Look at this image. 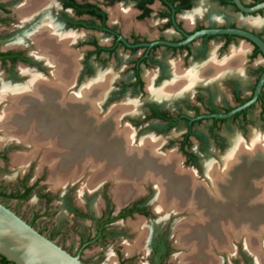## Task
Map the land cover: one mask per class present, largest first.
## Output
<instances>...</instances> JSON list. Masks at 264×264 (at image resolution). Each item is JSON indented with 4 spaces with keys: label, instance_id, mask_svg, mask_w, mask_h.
<instances>
[{
    "label": "flooded vegetation",
    "instance_id": "1",
    "mask_svg": "<svg viewBox=\"0 0 264 264\" xmlns=\"http://www.w3.org/2000/svg\"><path fill=\"white\" fill-rule=\"evenodd\" d=\"M28 1L34 0H0V26L5 29L0 33V88L5 85L16 90L23 89L34 75L45 81L53 78V64H48L45 58L38 55L37 44L33 39L38 31L47 28L48 32L54 34L52 42L59 45L60 38L65 40L66 48L75 58V74L71 86L72 90L78 86L79 90L76 91L79 93L69 96L65 94V102L73 99V107L77 104L82 107L84 102H88L89 108H93L101 119L114 111L116 128L122 129L121 131L124 128L129 129L134 144L141 140L153 139L157 142L158 153H175L179 156L180 166L192 172L198 183L206 185L205 188L211 185L210 176L213 175V170L216 175L221 174L227 154L232 151L235 139L227 140L222 134L229 125L235 124L245 132L249 122L248 114L254 108L257 109L261 126H264V81L251 105L226 118L213 117L224 115L251 98L258 77L264 69V60L258 50L255 52V46L240 37L225 34L202 35L184 45H178L187 36L201 30L242 29L264 40L260 33L240 24V17L260 16L264 10L246 15L240 13L233 0H43L35 12L22 21L19 11ZM238 2L244 7H252L264 0ZM238 40L247 43L251 48L246 63L249 64L256 56L263 62V65L255 68L247 67L248 72L252 74L251 81L240 78V71L245 66L244 60H240V53L235 54L228 50V46L232 44L233 47ZM118 52L127 56L123 68L129 76L125 81H110L101 70L109 67L111 60H118ZM144 70L154 71L153 78L143 79L141 72ZM183 74L187 75L183 76L184 80H188L187 86L182 90L178 82L182 80ZM102 79L104 87L108 88L100 97L99 92L103 87L91 93V86L97 85ZM148 87L156 95L149 94ZM177 88V96H174L176 92L173 95L167 94V91ZM82 90L84 91L81 92ZM125 91L148 97L142 104L143 110H125V100L109 106L106 110L99 109L102 101L106 105L116 97L120 98ZM159 92L164 94L160 96L157 94ZM76 95L80 100L75 98ZM123 118H126L128 123L120 126ZM90 122L92 124L93 121ZM248 134V139H240V143L249 144L255 133L252 130ZM192 144L196 145L198 151L208 148L209 153H221L224 147L227 149L222 152L221 157L206 162L199 160V156L191 150ZM241 161L237 167L240 168L241 165L247 173V187L250 188L246 195H250L251 203L254 204L258 201V195L264 198V191L259 194L251 184L254 174L252 167L250 170L248 168L253 165L254 160ZM210 168L213 170H209ZM260 180L259 184L264 188V178ZM102 185H106L104 188L108 189L112 205H109L106 191L101 192L97 198L102 206L96 210L87 199L80 205L75 203L68 191L61 194L63 209L70 219V224L66 226H71L76 233V238L70 245L62 246L54 241L59 236L58 226L48 233H43L35 227V221L42 217L45 210L34 211L30 220H24L14 214L62 251L76 257L82 264H90L83 258V252L87 248L101 246L118 235L135 237L136 241L139 232L132 225L137 222L142 225L146 222L149 225L145 230L143 228L140 249L145 251L148 264H165L166 258L174 248L168 233L172 224L183 218L174 219L169 226V218L166 217L184 214L188 218L191 214L184 210L164 215L155 210L154 200L157 192L151 181L142 182L140 191L120 204L115 201L112 193L113 182L105 180ZM36 188V181L27 184L23 179L19 183V190L8 193L0 190V196L8 199L5 196L12 195L9 199L21 201ZM84 190L87 197L96 193L95 189L89 192ZM40 193L39 197L43 200L45 208L50 205L54 196L51 193ZM252 204L246 208L253 209ZM2 206L11 211L6 205ZM262 208L259 222L264 221V206ZM153 218L156 220L152 222ZM134 219L136 222H133ZM81 223L89 227L87 232L75 229L77 224ZM154 223L159 227L157 231H154ZM253 235L255 238L249 239L251 241L248 242L240 238L246 247L248 243L253 245L261 242L262 238L259 240V237H263L264 233L258 235L256 232ZM175 246L177 247L176 242ZM124 250L123 256H128L131 252L137 253H125ZM113 257L117 264L127 262L123 261L120 251L115 252ZM2 258L0 256V264H12L3 258L7 262L5 263ZM249 258L244 254L243 264H250Z\"/></svg>",
    "mask_w": 264,
    "mask_h": 264
},
{
    "label": "bare ground",
    "instance_id": "2",
    "mask_svg": "<svg viewBox=\"0 0 264 264\" xmlns=\"http://www.w3.org/2000/svg\"><path fill=\"white\" fill-rule=\"evenodd\" d=\"M36 1H28L19 11L22 21L35 12L43 0ZM36 34L33 39L38 55L45 58L48 64H53L54 76L45 81L34 75L19 90L1 86L2 141L14 139L23 142L34 152L42 146L46 147L41 161L51 168L49 181L55 187L82 177L85 171L89 172L84 182L88 190L97 187L100 182L111 180L112 193L118 204L139 192L142 182L151 181L157 192L155 210L172 213L185 210L191 214L175 227L178 246L191 252L187 257L180 258L183 264H216L209 249L212 244L221 251H229L231 239L242 237L248 242L253 240V234L250 236L249 233H264V221L259 222L261 207L264 206L261 200L264 198L258 195V201L251 203L252 198L246 195L250 188L247 187V173L241 165L237 167L241 159L254 160L248 168L252 167L254 174L251 184L259 194L264 191L259 184L264 178V138L253 134L247 146L234 141L232 151L223 163L225 170L216 175L210 168L213 170L211 185L205 188L206 185L198 183L192 172L180 166L175 153H158L157 142L153 139L134 144L129 129L121 131L116 128L114 111L101 119L93 108H89L88 102H84L82 107L78 104L73 107V99L65 102V92L71 87L75 74V58L66 48L65 40L60 38L62 42L59 41V45L52 42L54 34L47 28ZM103 84L100 80L97 85H92L91 93L98 91ZM148 92L156 95L149 87ZM157 94L162 96L164 93ZM75 98L80 100L77 95ZM90 121H93L92 124ZM25 157L14 155L12 160L21 165ZM251 204L253 209L248 210L246 207ZM142 226L139 223L133 226L139 232L136 240L138 249L142 246ZM255 246H250L252 252L258 250Z\"/></svg>",
    "mask_w": 264,
    "mask_h": 264
},
{
    "label": "rangeland",
    "instance_id": "3",
    "mask_svg": "<svg viewBox=\"0 0 264 264\" xmlns=\"http://www.w3.org/2000/svg\"><path fill=\"white\" fill-rule=\"evenodd\" d=\"M240 24L243 26H246L249 29L254 30L257 33H260L262 35V38L264 39V11L262 15H254L253 17H240ZM5 29H3L2 26H0V33L4 32ZM228 50L230 52L240 53V60H244L245 66L243 67V70L240 71V78L248 79L249 81L252 80V74L248 72L247 67L251 66L253 68L258 67L259 65H263V62L259 58V56H256L253 60L249 61V64L247 62V55L250 52L251 48L250 46L243 42V41H237V43L234 44L232 47V44L228 46ZM244 56V59H243ZM127 56L124 53L118 52V60H111L112 62H109V67L102 68L101 73H104L107 78L112 81L115 80L116 82L125 81L127 77L129 76V73L123 68V66L126 64ZM111 67V68H110ZM154 71L152 70H144L141 72V76H143V79L145 77H149L150 79L153 78ZM183 76H187L186 74L181 75V79L184 80ZM180 81L178 83L181 84L182 90L187 86V78H185L184 81ZM104 81L103 79L101 80ZM248 81V82H249ZM184 87H183V86ZM100 88L103 87L99 95L100 97L103 96L105 93V90L108 88L107 86L104 87V84L99 86ZM113 89V87H111ZM78 86L72 90V86L66 91L65 94L72 95L79 93L77 91ZM179 89L176 90H169L167 91V94L173 95V93L176 92L174 96H177L179 94ZM178 91V92H177ZM181 91V89H180ZM178 93V94H177ZM148 98L146 95L140 96L137 92H129L125 91L120 98H117L106 105H104L103 101L101 104L100 110H106L109 106L115 105L120 103L122 100H125L126 107L125 110H143L142 104L143 102ZM229 99V97H228ZM230 103L231 101L228 100ZM125 104V103H124ZM99 109H96L99 111ZM249 122L246 125L245 132H243L242 129H240L235 124H230L229 128L224 131L222 134L224 137H226L227 140H236L237 143L240 144L241 141H245L246 138L248 139L249 132H253L258 136L264 138V126H261L258 115H257V109H251V111L248 114ZM126 118H123L119 125H125L127 124ZM141 135V134H140ZM245 136V137H244ZM4 135L0 132V154H2V157L0 158V190L2 192H16L19 190V183L21 180L25 179L27 181V184H31L33 182H37V188L35 190H32L30 194L21 201H16L14 199H7L3 196H0V204L6 205L11 209V212L14 214H17L18 216L22 217L24 220H30L32 213L34 211H42L43 215L41 218L37 219L35 221V227L39 230H41L43 233H48L52 228L55 226H58L59 228V236H57L54 241H57L59 245H70L71 242H73L76 238V233L74 229L72 230V227H67V224H70V219L65 214V211L62 206V202L60 200L61 194L65 191L69 192V196L75 201V203L80 204L84 200H88L90 205L93 207L94 210H96L98 207L102 206L99 204L98 194H101V192H105L108 195V202L109 205H112L111 198L109 196V193L107 192L108 189L104 188L106 185H102V183L98 184V187H94L88 190V188L84 187V182L87 179V176L89 175L88 171H85V174L82 175L83 178H76L73 181H69L65 183L64 185L54 186L53 183L49 181L50 178V167L48 164L44 161H41L44 153L47 151L44 146H42L39 151L34 152L33 148L30 146H27L23 142H18L14 139H9V141H2ZM234 140V141H235ZM233 141V142H234ZM3 142V143H2ZM19 143L23 144L20 145ZM244 144V143H242ZM250 144V142H249ZM245 145V144H244ZM248 145V144H247ZM246 145V146H247ZM172 147H170L171 149ZM227 148H223V151H225ZM191 150H193L198 156L199 160H205L206 162L209 160H216L217 158L222 156L221 153H217L214 151L213 153H209L208 148L204 149L202 151H198L195 144L191 145ZM14 155H23L26 156V160L21 165L15 164L12 160V157ZM179 157V156H178ZM42 162V163H41ZM212 169V168H211ZM225 170V168H223ZM264 184V182H263ZM82 185V186H81ZM101 185V186H99ZM84 189H87V192L96 190V193H93L90 195V197H87L84 193ZM39 192L41 193H51L54 198L51 201L50 205L44 208L43 200L39 197ZM40 193V194H41ZM10 211V210H9ZM160 212V211H159ZM162 212V211H161ZM164 215H166L169 212H162ZM172 213V211H171ZM174 213V212H173ZM186 215L180 214L176 216H170L166 217L169 218L167 224L170 226L174 219H177L178 217L182 218V220L186 219ZM190 215H188L189 217ZM162 217V215H161ZM185 217V218H184ZM179 218V219H180ZM156 218L151 219V221H155ZM175 222L172 224V229L169 231L168 235L170 237L171 243L173 244L174 248L169 253L168 257L165 260V264H183L182 261H180L181 257H187L190 253L189 251L184 248L178 246V238H177V231L176 226L177 223L180 221ZM133 222H136L134 219ZM138 223V222H137ZM136 224V223H135ZM134 224V225H135ZM132 225V226H134ZM144 230L146 227H148V223L144 222L142 224ZM154 225V231L158 230V225L156 223ZM167 225V228H168ZM123 226H125L123 224ZM134 228V227H133ZM142 228V229H143ZM166 228V227H165ZM76 230H80L81 232H87L89 227L83 223L80 225L77 224L75 227ZM135 229V228H134ZM144 233V231H143ZM251 234L254 233H249ZM253 235L252 237H254ZM143 237V235H142ZM139 238V236H138ZM262 240L259 243H256L255 248H257L259 252H252L253 250H250L252 247H250V243H248L247 247L242 243L241 239H231L229 244V251H221L216 248V245H211L210 253L213 257V261L216 262V264H243L242 256L246 254V256H249V263L250 264H264V236L261 237ZM142 239V238H140ZM176 240V241H175ZM135 237L127 238L125 235H118L113 240L107 241L101 246H91L84 250L83 252V258L88 260V263L90 264H117L116 259H114V253L117 251H120L122 253L123 261L126 263L124 264H148L147 261V255L144 250H141L140 248L136 246ZM175 242L177 243V247L175 246ZM134 243V244H133ZM134 245V246H133ZM142 245V244H141ZM125 248V250H124ZM128 248V249H127ZM249 249V250H248ZM123 250L126 252L130 251H137V253H132L123 256ZM189 253V254H188ZM259 253V256H258ZM133 254V255H132ZM261 256V257H260ZM257 257L259 259H257ZM261 261V262H260Z\"/></svg>",
    "mask_w": 264,
    "mask_h": 264
},
{
    "label": "water",
    "instance_id": "4",
    "mask_svg": "<svg viewBox=\"0 0 264 264\" xmlns=\"http://www.w3.org/2000/svg\"><path fill=\"white\" fill-rule=\"evenodd\" d=\"M240 13L249 15L260 10H264V2L252 7H244L238 0H233ZM234 35L240 37L253 46L260 53L264 60V40L253 33L242 29H219V30H201L187 36L185 40L178 45H184L187 42L202 35ZM264 81V69L261 71L251 98L240 106L235 107L224 115H214V118H226L232 114L245 109L251 105L260 87ZM0 256L12 264H82L76 257H72L45 239L34 231L20 218L0 204Z\"/></svg>",
    "mask_w": 264,
    "mask_h": 264
},
{
    "label": "trees",
    "instance_id": "5",
    "mask_svg": "<svg viewBox=\"0 0 264 264\" xmlns=\"http://www.w3.org/2000/svg\"><path fill=\"white\" fill-rule=\"evenodd\" d=\"M255 52H257V49H256V48H255ZM0 195H2V194H0ZM5 197L12 198L13 196H12V195H8V196H5ZM2 260H3L5 263H7L3 258H2Z\"/></svg>",
    "mask_w": 264,
    "mask_h": 264
}]
</instances>
